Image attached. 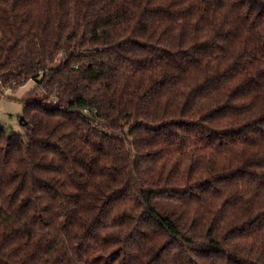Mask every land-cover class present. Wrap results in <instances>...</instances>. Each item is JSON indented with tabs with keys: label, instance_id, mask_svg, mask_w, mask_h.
Wrapping results in <instances>:
<instances>
[{
	"label": "trees",
	"instance_id": "trees-1",
	"mask_svg": "<svg viewBox=\"0 0 264 264\" xmlns=\"http://www.w3.org/2000/svg\"><path fill=\"white\" fill-rule=\"evenodd\" d=\"M0 264H264V0H0Z\"/></svg>",
	"mask_w": 264,
	"mask_h": 264
},
{
	"label": "rangeland",
	"instance_id": "rangeland-1",
	"mask_svg": "<svg viewBox=\"0 0 264 264\" xmlns=\"http://www.w3.org/2000/svg\"><path fill=\"white\" fill-rule=\"evenodd\" d=\"M35 87L32 80L24 85L6 91V97L0 101V127L5 128L11 134H25L20 124V117L23 116V104L20 102L25 95Z\"/></svg>",
	"mask_w": 264,
	"mask_h": 264
},
{
	"label": "water",
	"instance_id": "water-1",
	"mask_svg": "<svg viewBox=\"0 0 264 264\" xmlns=\"http://www.w3.org/2000/svg\"><path fill=\"white\" fill-rule=\"evenodd\" d=\"M23 121H24V116H21V117H20V124H22Z\"/></svg>",
	"mask_w": 264,
	"mask_h": 264
}]
</instances>
